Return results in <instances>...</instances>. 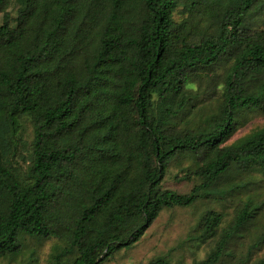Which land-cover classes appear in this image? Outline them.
Segmentation results:
<instances>
[{
    "label": "trees",
    "instance_id": "obj_1",
    "mask_svg": "<svg viewBox=\"0 0 264 264\" xmlns=\"http://www.w3.org/2000/svg\"><path fill=\"white\" fill-rule=\"evenodd\" d=\"M16 1L0 0V260L37 239L51 264H108L166 210L234 202L201 215L188 240L213 247L193 264H250L264 197L238 196L264 175V127L228 141L264 109V0H22L14 19ZM183 159L185 193L165 183Z\"/></svg>",
    "mask_w": 264,
    "mask_h": 264
},
{
    "label": "rangeland",
    "instance_id": "obj_2",
    "mask_svg": "<svg viewBox=\"0 0 264 264\" xmlns=\"http://www.w3.org/2000/svg\"><path fill=\"white\" fill-rule=\"evenodd\" d=\"M22 0L14 2L11 17L16 18L17 11L21 6ZM183 16V15H182ZM181 16L177 14V18ZM1 18V17H0ZM253 31L264 30V17L258 19L252 26ZM209 81L205 78L202 82L192 85L196 91L204 89ZM221 88V86L219 87ZM208 91L212 94V99L218 97L220 90L209 87ZM208 96L209 93L206 92ZM264 127V109L249 114L238 126L234 136L228 141V144L249 135L250 133ZM193 161L183 159L172 166V172L166 179L167 187L173 188L179 192H189L196 180L194 178L187 181H181L176 178L177 174L182 177L187 169H193ZM262 175V174H261ZM258 174L257 179H252L250 185L241 190L239 198L255 197L260 200L264 197V175ZM237 200V199H236ZM237 202V201H236ZM262 202V201H261ZM234 202L222 206L216 202H200L191 208H175L166 210L157 223L147 233V236L136 249L128 254H122L114 262L108 264H149L152 260L163 257L172 264H193L195 261L203 260L212 250L213 243L200 242L189 239L197 235L196 226L205 210H218L227 215H231ZM263 214L249 228L246 238L242 241V247L250 248L252 259L250 264H254L260 258L264 257V241L258 239L261 229L264 227ZM258 239V240H257ZM52 242H39L37 239H31L26 243L25 249L17 257H9L0 260V264H29V260L34 257L38 259L37 264H51L50 256L52 254Z\"/></svg>",
    "mask_w": 264,
    "mask_h": 264
}]
</instances>
